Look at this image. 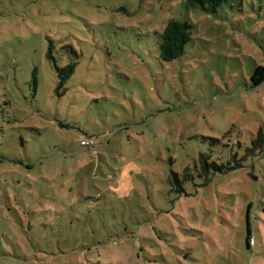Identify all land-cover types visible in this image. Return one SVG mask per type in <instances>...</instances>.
<instances>
[{"label":"rangeland","instance_id":"1","mask_svg":"<svg viewBox=\"0 0 264 264\" xmlns=\"http://www.w3.org/2000/svg\"><path fill=\"white\" fill-rule=\"evenodd\" d=\"M257 66L264 0H0V264H264Z\"/></svg>","mask_w":264,"mask_h":264},{"label":"trees","instance_id":"2","mask_svg":"<svg viewBox=\"0 0 264 264\" xmlns=\"http://www.w3.org/2000/svg\"><path fill=\"white\" fill-rule=\"evenodd\" d=\"M225 0H186L187 5L191 8H200L206 12H213ZM192 25L176 19H169L160 35L159 56L162 61L168 62L178 58L182 52L184 45L189 39ZM65 76L67 77L73 72V66L69 65ZM251 80L254 85H258L264 80V67L257 66L252 74ZM86 139V138H85ZM88 140V138H87ZM250 239H253L251 244ZM245 245L247 248L254 246V238L249 223L246 222L245 229Z\"/></svg>","mask_w":264,"mask_h":264},{"label":"built area","instance_id":"3","mask_svg":"<svg viewBox=\"0 0 264 264\" xmlns=\"http://www.w3.org/2000/svg\"><path fill=\"white\" fill-rule=\"evenodd\" d=\"M81 144L82 145H88L89 144V140L83 139V140H81ZM250 242H251V244H253V239H250Z\"/></svg>","mask_w":264,"mask_h":264}]
</instances>
